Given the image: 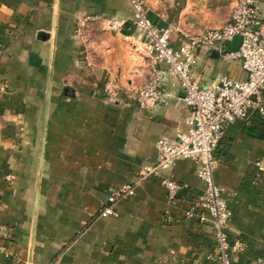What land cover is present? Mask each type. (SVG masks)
<instances>
[{
    "label": "crops",
    "instance_id": "obj_1",
    "mask_svg": "<svg viewBox=\"0 0 264 264\" xmlns=\"http://www.w3.org/2000/svg\"><path fill=\"white\" fill-rule=\"evenodd\" d=\"M140 1L156 28L171 30L174 48L179 31L220 28L233 8L231 0ZM259 9L264 18V0ZM94 16L124 19L126 29L115 33L104 23L84 22ZM131 18L126 0H0V82L5 84L4 90L0 84V100L6 101L0 103V264H216L213 227L183 214L205 190L192 160H178L169 171L136 184L133 196L114 205L113 215L99 214L114 189L132 184L155 160L156 141L173 139L177 128H184L188 114L175 79L164 86L175 97L150 111L123 97L117 103L104 98L108 79L129 88L145 82L143 43ZM192 75L201 85L222 75L246 77L239 62L224 63L205 51L198 53ZM259 105L263 113L254 107L247 121L228 125L213 177L232 214L228 236L241 237L248 255L264 264V173L253 181L255 162L264 164V94ZM164 177L186 186L173 205Z\"/></svg>",
    "mask_w": 264,
    "mask_h": 264
},
{
    "label": "built area",
    "instance_id": "obj_2",
    "mask_svg": "<svg viewBox=\"0 0 264 264\" xmlns=\"http://www.w3.org/2000/svg\"><path fill=\"white\" fill-rule=\"evenodd\" d=\"M231 1L233 8L228 22L201 33L179 31V46L174 48L169 40L171 30L158 29L151 23L147 5L140 0H126L132 10L131 24L143 43L147 76L145 82L135 88L121 87L114 79H108L102 88L104 98L111 103H117L123 97L140 110L150 111L175 97L172 91L164 88L167 79H175L188 114L183 119L184 128H177L175 138L161 137L156 141L155 160L141 168L136 181L114 189L107 196L100 215H113L114 205L133 196L135 185L141 181L169 171L178 160H192L196 163V176L204 183L205 190L202 196L185 207L183 214L188 219L213 227L219 264H230L226 227L231 211L223 189L213 177L217 147L234 120L247 121L254 107L263 113L259 103L264 94V18L259 9L260 0ZM91 21L104 23L115 33H123L127 24L126 20L117 17L84 19V22ZM235 37L240 38V46L237 51H228L225 43ZM201 51H217L224 63L239 62L245 79L222 75L208 85L197 83L192 69ZM254 165L253 181L256 184L264 173V164L257 161ZM162 186L170 205L178 201L179 193L186 188L183 183L167 177L162 178ZM167 222H171L170 217Z\"/></svg>",
    "mask_w": 264,
    "mask_h": 264
},
{
    "label": "water",
    "instance_id": "obj_3",
    "mask_svg": "<svg viewBox=\"0 0 264 264\" xmlns=\"http://www.w3.org/2000/svg\"><path fill=\"white\" fill-rule=\"evenodd\" d=\"M54 31V27L52 29ZM240 38L235 37L231 42L225 43V48L228 51H237L240 46ZM53 48V39H51L50 42V53ZM211 55L213 58L218 59L220 57V53L217 51H212ZM50 90H51V69H48L47 73V83H46V89H45V97H44V114H43V127H42V135H41V145L38 155V165H37V171H36V180H35V190H34V205H33V215H32V223H31V237H30V247H29V253H28V261H31L32 257V245H33V236L35 231V224H36V214H37V207H38V197H39V188H40V175H41V168H42V159H43V147H44V138H45V132H46V120H47V114H48V106H49V100H50ZM254 99V97H252Z\"/></svg>",
    "mask_w": 264,
    "mask_h": 264
},
{
    "label": "rangeland",
    "instance_id": "obj_4",
    "mask_svg": "<svg viewBox=\"0 0 264 264\" xmlns=\"http://www.w3.org/2000/svg\"><path fill=\"white\" fill-rule=\"evenodd\" d=\"M77 34L81 35L78 33V31H77ZM46 83H47V79H46ZM51 83H52V79H51ZM0 84H1V86H3V90H4L5 84L3 82H0ZM45 89H46V86H45ZM50 95H51V90H50ZM3 102H6V101L0 100V103H3ZM8 102H10V101H8ZM8 111H9V109H8ZM42 161H43V159H42ZM105 203H106V200H105ZM101 210H102V208H101ZM100 211H99V214H100ZM231 217H232V214H231ZM231 217H230V219H231ZM230 219L228 221V224L230 222ZM227 230H228V225L226 227V234H227V244H228V250H229L228 254H229L230 264H257V263H260V261L257 260L255 257H253L251 254L248 255V253L246 252V250H247L246 242L239 236H232V235H231V237L228 236ZM215 262H216V264H219L217 260Z\"/></svg>",
    "mask_w": 264,
    "mask_h": 264
}]
</instances>
